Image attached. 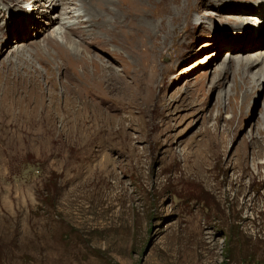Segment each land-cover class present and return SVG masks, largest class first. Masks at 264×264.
<instances>
[{"label": "rangeland", "instance_id": "rangeland-1", "mask_svg": "<svg viewBox=\"0 0 264 264\" xmlns=\"http://www.w3.org/2000/svg\"><path fill=\"white\" fill-rule=\"evenodd\" d=\"M70 1L0 0V264H264V0L122 24L114 53ZM50 36L112 59L110 124L66 137Z\"/></svg>", "mask_w": 264, "mask_h": 264}, {"label": "bare ground", "instance_id": "bare-ground-1", "mask_svg": "<svg viewBox=\"0 0 264 264\" xmlns=\"http://www.w3.org/2000/svg\"><path fill=\"white\" fill-rule=\"evenodd\" d=\"M75 1L79 2V5L77 4V6L79 9H83L84 16L87 17L85 22L92 25V27L97 30V33L100 35L98 36L93 33V39H100L104 46H112V51L114 53V41L116 44L129 43L130 45L132 42L131 36L119 38L120 32L118 29L122 26V24L135 28L137 31H141L140 34L143 36L146 34L147 30L151 28L150 26H165V22L163 20L165 15L174 13L181 15L190 7V5H193L192 1L194 0ZM69 3H71V1ZM234 9L236 8L234 7ZM84 16H81V18ZM159 17H162V21L157 22L156 19L158 20ZM262 20L263 18L258 16L257 21L261 22ZM81 22L82 24H79ZM83 23V20H79L75 25L70 24L67 30L63 32V38L67 43L73 42L71 37L73 33L79 32V35H81L84 27ZM253 32L258 34L257 37L260 35L256 31ZM48 42L55 48V57L60 59L58 63L59 68L62 69L73 81H75L73 86L68 90L70 97H68L65 104L53 111V113L58 116V122L62 127H70L74 129V132L72 130V132L66 133V137L68 139H77L82 136L85 128L90 127L91 125L103 127L110 124L111 121L100 116V114L101 111H109L114 108V101L107 98L104 92V87L106 86V84L104 85V80L106 78H114V62L112 59L101 63L98 54L94 53V51L89 48L82 45L69 48L66 45L67 43L64 44L59 42L57 37L50 36ZM45 118L46 117L41 120V123L36 119L25 122L27 124L43 125V123H46ZM47 118L48 121L51 120L49 115ZM60 133L62 136V133L64 132L60 131ZM43 135L48 134L44 133ZM237 203V199H233L230 205L237 206ZM244 208L245 203L242 207L237 208V210H244ZM259 231L263 236L264 224L259 227ZM257 239L258 241L264 242L262 237L257 236L256 240Z\"/></svg>", "mask_w": 264, "mask_h": 264}]
</instances>
